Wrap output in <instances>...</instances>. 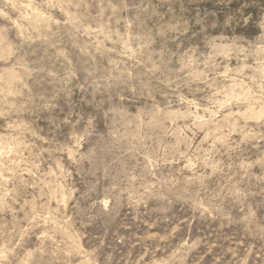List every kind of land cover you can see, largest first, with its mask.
<instances>
[{
    "label": "rangeland",
    "instance_id": "obj_1",
    "mask_svg": "<svg viewBox=\"0 0 264 264\" xmlns=\"http://www.w3.org/2000/svg\"><path fill=\"white\" fill-rule=\"evenodd\" d=\"M0 264H264V0H0Z\"/></svg>",
    "mask_w": 264,
    "mask_h": 264
}]
</instances>
